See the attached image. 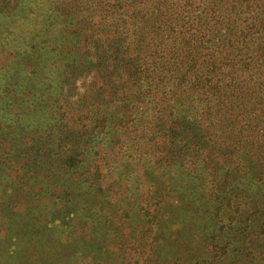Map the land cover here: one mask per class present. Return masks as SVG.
Returning <instances> with one entry per match:
<instances>
[{"label":"trees","instance_id":"obj_1","mask_svg":"<svg viewBox=\"0 0 264 264\" xmlns=\"http://www.w3.org/2000/svg\"><path fill=\"white\" fill-rule=\"evenodd\" d=\"M0 53V196L78 263L264 264V0H0Z\"/></svg>","mask_w":264,"mask_h":264},{"label":"rangeland","instance_id":"obj_2","mask_svg":"<svg viewBox=\"0 0 264 264\" xmlns=\"http://www.w3.org/2000/svg\"><path fill=\"white\" fill-rule=\"evenodd\" d=\"M4 59L0 53V62ZM94 96L97 98L99 94L95 93ZM15 119L9 118L12 121ZM22 142V146H25L26 142L29 146H38V142L30 140V137ZM23 154L28 157L33 154V151ZM31 169L32 167H28L25 170L29 172ZM9 172L13 174L12 171ZM6 174L2 172L0 176ZM13 181L11 179L7 190L3 189L5 196H0V264H93L89 259L78 263L81 259L79 251L84 252L80 246L84 244L81 245L80 242L70 244L69 234L72 229L68 225L67 217L71 219L70 212L75 210L72 208L70 212L67 211L63 203L60 204V202L52 204L53 199L49 195L33 198L30 196V184H17V180ZM62 181L59 183L62 186L56 187L59 190L56 191L59 192L58 196L63 191L66 192L70 189L68 182L64 183L66 178ZM73 192L75 193V191ZM80 192L84 194L80 198L78 197L82 201L76 204V208L84 205L85 208L91 209L90 189L83 188ZM35 199L39 202L34 203L36 209L32 210L25 201ZM9 206H12L11 210ZM77 222L79 220L76 221V224ZM79 232H82L80 225L76 227L75 234L81 235Z\"/></svg>","mask_w":264,"mask_h":264}]
</instances>
